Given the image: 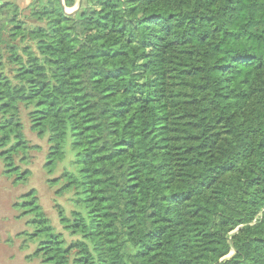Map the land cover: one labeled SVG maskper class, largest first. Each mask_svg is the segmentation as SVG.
<instances>
[{
    "label": "trees",
    "instance_id": "obj_1",
    "mask_svg": "<svg viewBox=\"0 0 264 264\" xmlns=\"http://www.w3.org/2000/svg\"><path fill=\"white\" fill-rule=\"evenodd\" d=\"M0 1V162L30 153L41 264H264V0ZM27 233V232H26Z\"/></svg>",
    "mask_w": 264,
    "mask_h": 264
},
{
    "label": "rangeland",
    "instance_id": "obj_2",
    "mask_svg": "<svg viewBox=\"0 0 264 264\" xmlns=\"http://www.w3.org/2000/svg\"><path fill=\"white\" fill-rule=\"evenodd\" d=\"M12 1L20 8H27L34 2V0ZM24 123L26 139L39 149L31 151L29 165L23 166L31 172L25 185H13L11 180L6 179L2 175L3 168L0 162V264H41L40 258L35 256L37 242L28 235L32 230L27 225V219L13 207L19 197L31 189L36 192L42 211L56 231L61 232L67 240L74 239L62 229L57 218L56 204L61 205L66 210L67 215L70 205L65 198L56 197L55 189L48 184V180L56 177L57 174L50 176L43 168L47 152L46 140L31 132L26 120Z\"/></svg>",
    "mask_w": 264,
    "mask_h": 264
},
{
    "label": "water",
    "instance_id": "obj_3",
    "mask_svg": "<svg viewBox=\"0 0 264 264\" xmlns=\"http://www.w3.org/2000/svg\"><path fill=\"white\" fill-rule=\"evenodd\" d=\"M0 1H3V0H0ZM60 2H61V5L63 6V2H62V0H60ZM81 2H82V0H79L78 4L75 6V8H73V9H71V10L64 9L65 13H66L67 15H71V16L74 15V14L78 11V9H79V7H80V5H81ZM63 8H64V6H63Z\"/></svg>",
    "mask_w": 264,
    "mask_h": 264
}]
</instances>
